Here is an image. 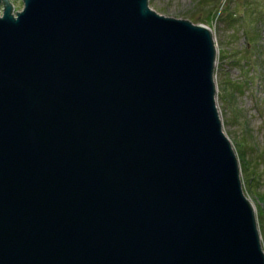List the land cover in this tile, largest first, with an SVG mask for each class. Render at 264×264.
<instances>
[{
	"label": "water",
	"instance_id": "1",
	"mask_svg": "<svg viewBox=\"0 0 264 264\" xmlns=\"http://www.w3.org/2000/svg\"><path fill=\"white\" fill-rule=\"evenodd\" d=\"M22 2L0 0V264H264L210 30Z\"/></svg>",
	"mask_w": 264,
	"mask_h": 264
},
{
	"label": "rangeland",
	"instance_id": "2",
	"mask_svg": "<svg viewBox=\"0 0 264 264\" xmlns=\"http://www.w3.org/2000/svg\"><path fill=\"white\" fill-rule=\"evenodd\" d=\"M9 2L14 13L22 10V0ZM148 6L211 32L215 103L264 252V0H148Z\"/></svg>",
	"mask_w": 264,
	"mask_h": 264
},
{
	"label": "bare ground",
	"instance_id": "3",
	"mask_svg": "<svg viewBox=\"0 0 264 264\" xmlns=\"http://www.w3.org/2000/svg\"><path fill=\"white\" fill-rule=\"evenodd\" d=\"M215 45V44H214Z\"/></svg>",
	"mask_w": 264,
	"mask_h": 264
}]
</instances>
